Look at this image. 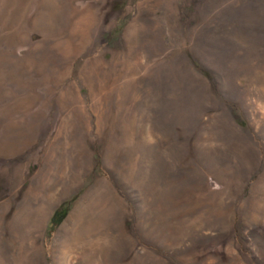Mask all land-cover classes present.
<instances>
[{
	"label": "rangeland",
	"instance_id": "rangeland-1",
	"mask_svg": "<svg viewBox=\"0 0 264 264\" xmlns=\"http://www.w3.org/2000/svg\"><path fill=\"white\" fill-rule=\"evenodd\" d=\"M0 264H264V0H0Z\"/></svg>",
	"mask_w": 264,
	"mask_h": 264
},
{
	"label": "trees",
	"instance_id": "trees-1",
	"mask_svg": "<svg viewBox=\"0 0 264 264\" xmlns=\"http://www.w3.org/2000/svg\"><path fill=\"white\" fill-rule=\"evenodd\" d=\"M63 212H64V211H63ZM63 212H62V213H63Z\"/></svg>",
	"mask_w": 264,
	"mask_h": 264
}]
</instances>
